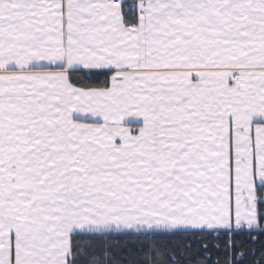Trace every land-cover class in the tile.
I'll use <instances>...</instances> for the list:
<instances>
[{
	"label": "snow or ice",
	"instance_id": "obj_1",
	"mask_svg": "<svg viewBox=\"0 0 264 264\" xmlns=\"http://www.w3.org/2000/svg\"><path fill=\"white\" fill-rule=\"evenodd\" d=\"M0 264H264V0H0Z\"/></svg>",
	"mask_w": 264,
	"mask_h": 264
}]
</instances>
